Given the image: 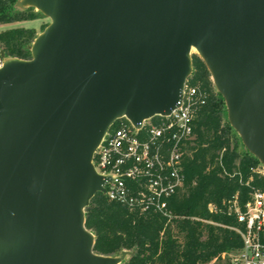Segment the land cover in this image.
Wrapping results in <instances>:
<instances>
[{
    "label": "water",
    "instance_id": "water-1",
    "mask_svg": "<svg viewBox=\"0 0 264 264\" xmlns=\"http://www.w3.org/2000/svg\"><path fill=\"white\" fill-rule=\"evenodd\" d=\"M50 23L0 68V264H120L85 208L107 129L169 114L194 48L230 126L264 166V0H18ZM3 54V52H2Z\"/></svg>",
    "mask_w": 264,
    "mask_h": 264
},
{
    "label": "trees",
    "instance_id": "trees-1",
    "mask_svg": "<svg viewBox=\"0 0 264 264\" xmlns=\"http://www.w3.org/2000/svg\"><path fill=\"white\" fill-rule=\"evenodd\" d=\"M18 0H0V25L33 20L32 10L17 9ZM31 28L10 27L0 32L10 57L28 59L36 37ZM191 83L207 94L193 118L192 138L183 145L182 185L171 195V219L130 210L97 192L85 208V226L95 236L94 251L103 255L131 253L120 264H217L222 253L242 245L243 222L230 211L237 195L240 210L255 189L264 190L259 160L242 145L223 117L226 106L202 59L192 55ZM235 134V133H234ZM218 261V262H217Z\"/></svg>",
    "mask_w": 264,
    "mask_h": 264
},
{
    "label": "built area",
    "instance_id": "built-area-1",
    "mask_svg": "<svg viewBox=\"0 0 264 264\" xmlns=\"http://www.w3.org/2000/svg\"><path fill=\"white\" fill-rule=\"evenodd\" d=\"M3 52V54H2ZM7 55L0 39V68ZM187 78L178 105L166 115H154L133 125L116 119L95 149L92 163L106 178L101 192L109 201L130 210L159 214L171 219L167 200L182 185L183 145L192 138L193 118L207 100L206 92ZM230 211L245 225L236 229L242 245L221 259L235 264H264V190L255 189L242 211L235 195Z\"/></svg>",
    "mask_w": 264,
    "mask_h": 264
},
{
    "label": "rangeland",
    "instance_id": "rangeland-1",
    "mask_svg": "<svg viewBox=\"0 0 264 264\" xmlns=\"http://www.w3.org/2000/svg\"><path fill=\"white\" fill-rule=\"evenodd\" d=\"M25 10H32V11H34L36 13L39 12L33 7H25ZM49 23H50V19L48 17L44 16L42 13H38L37 17L35 19H33V20H26V21L19 22V23H14V24H11V25H0V32L4 31L5 29L10 28V27H24V28L33 29L35 31L36 35H38ZM191 54L198 56V54H197V52H196V50L194 48L191 50ZM226 120L229 123L228 118H227V110H226V116L223 117V121H222L223 124L226 123ZM234 137H237V141H238L239 146L241 147V145H242L245 148V146L243 145V143H242V141L240 139V136L238 135V133L236 131L231 133V139H230L231 140V144L234 141L233 140ZM256 170L260 174L264 175V166L261 163L256 167ZM217 264H235V263H233V262H231L229 260H226V259H221Z\"/></svg>",
    "mask_w": 264,
    "mask_h": 264
}]
</instances>
